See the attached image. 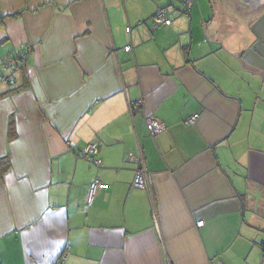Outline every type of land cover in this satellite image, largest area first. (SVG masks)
I'll return each instance as SVG.
<instances>
[{"label": "crops", "instance_id": "0c3cea01", "mask_svg": "<svg viewBox=\"0 0 264 264\" xmlns=\"http://www.w3.org/2000/svg\"><path fill=\"white\" fill-rule=\"evenodd\" d=\"M20 54L0 264H264V0H0V71Z\"/></svg>", "mask_w": 264, "mask_h": 264}, {"label": "built area", "instance_id": "2783aa9c", "mask_svg": "<svg viewBox=\"0 0 264 264\" xmlns=\"http://www.w3.org/2000/svg\"><path fill=\"white\" fill-rule=\"evenodd\" d=\"M188 4V2L186 3ZM153 29L158 28L162 24L171 25L172 20L167 16L166 9L165 8H158L153 16ZM127 32L131 31V27H127ZM132 46L131 44H128L125 46L126 50H131ZM31 48L28 47V50ZM26 64L25 62V55L20 54L19 57L11 56L9 57L4 63H3V72L0 71V83L1 82H9L14 78L15 75V69H19V66H24ZM198 118V114H194L188 117L186 120L187 123L193 124ZM146 125L149 130V132L152 135H157L160 132L164 131L166 129V124L163 121H160L158 119H151L148 118L146 120ZM80 156L88 158L89 160H92L96 165L100 166L101 160L98 157L99 155V144L97 142H91L88 145L82 147L79 149ZM139 162V166L136 169V177L134 180V185L138 187H146L149 186L150 178H149V172L144 162V156L142 153H140L139 157L137 158ZM101 184L99 182V179H95L91 182L88 193H87V202L89 204H92L95 200V197L97 195V192L100 188ZM204 224V220L198 221L197 225L202 226ZM67 258V253H63L58 260L57 264H63L65 259ZM224 264V263H222Z\"/></svg>", "mask_w": 264, "mask_h": 264}, {"label": "trees", "instance_id": "16d2710c", "mask_svg": "<svg viewBox=\"0 0 264 264\" xmlns=\"http://www.w3.org/2000/svg\"><path fill=\"white\" fill-rule=\"evenodd\" d=\"M20 56V55H19ZM19 56H15V57H19ZM8 59V58H7ZM6 59V60H7ZM5 60V61H6ZM4 61V62H5ZM21 68H23V66H19V69H21ZM14 69L16 70V67H14ZM14 80V78L11 80V81H9V82H12ZM0 167H1V171H5L8 167H9V165H8V163H7V161H5V160H2V161H0Z\"/></svg>", "mask_w": 264, "mask_h": 264}, {"label": "rangeland", "instance_id": "374dc122", "mask_svg": "<svg viewBox=\"0 0 264 264\" xmlns=\"http://www.w3.org/2000/svg\"><path fill=\"white\" fill-rule=\"evenodd\" d=\"M168 5V4H167ZM170 6H168V8H169Z\"/></svg>", "mask_w": 264, "mask_h": 264}]
</instances>
